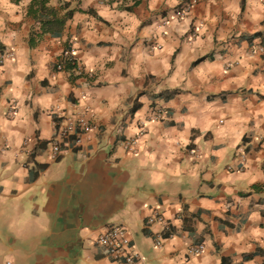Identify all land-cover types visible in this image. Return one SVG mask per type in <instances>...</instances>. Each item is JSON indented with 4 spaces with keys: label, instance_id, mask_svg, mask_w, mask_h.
I'll list each match as a JSON object with an SVG mask.
<instances>
[{
    "label": "crops",
    "instance_id": "obj_1",
    "mask_svg": "<svg viewBox=\"0 0 264 264\" xmlns=\"http://www.w3.org/2000/svg\"><path fill=\"white\" fill-rule=\"evenodd\" d=\"M39 2L0 0V264H121L111 226L140 264H264V0H47L54 33Z\"/></svg>",
    "mask_w": 264,
    "mask_h": 264
},
{
    "label": "built area",
    "instance_id": "obj_2",
    "mask_svg": "<svg viewBox=\"0 0 264 264\" xmlns=\"http://www.w3.org/2000/svg\"><path fill=\"white\" fill-rule=\"evenodd\" d=\"M192 4L190 2H185L175 8L172 12V16L179 19L185 17L190 9ZM166 22L163 21V24ZM262 51V49H260ZM68 55V53L66 54ZM11 57L10 53H1L0 62H4L5 60ZM71 61V59H69ZM160 117V112L157 110L153 114V119ZM79 132H87L90 127L88 122L85 120L84 116L80 115L77 118L73 117H64L59 118L58 122H56V129L53 138L49 141V153L48 158L51 161H56L61 152V144L69 139L71 136H75V142L79 143L80 138L77 137L76 130ZM133 144L132 140H126L124 142V146L127 149H130ZM162 217L158 213H154L152 216L148 217L146 220L147 225H151L155 222H161ZM96 244L104 247L106 255L114 261L120 262L121 264H140L139 256L136 252H133L130 248L131 240L127 231L119 226H111L101 232L97 239ZM156 244L159 245L160 241L157 240ZM204 250L203 245L191 246L188 249L190 254H199Z\"/></svg>",
    "mask_w": 264,
    "mask_h": 264
},
{
    "label": "trees",
    "instance_id": "obj_3",
    "mask_svg": "<svg viewBox=\"0 0 264 264\" xmlns=\"http://www.w3.org/2000/svg\"><path fill=\"white\" fill-rule=\"evenodd\" d=\"M47 0H40L39 4L41 5V12L42 14H47V15H53L52 20L45 22V31L48 30L51 33H54V31H58L60 29V27L64 24L65 19H69L71 17V15L73 14V12L75 11L74 9H70L67 10L65 13V18L64 19H58L55 18L56 13L52 10V9H47L44 7L45 3ZM63 7H68V3H63L62 4ZM69 67V66H68Z\"/></svg>",
    "mask_w": 264,
    "mask_h": 264
}]
</instances>
